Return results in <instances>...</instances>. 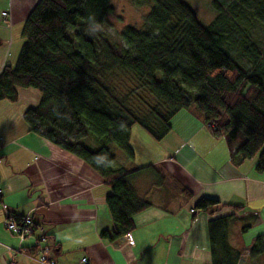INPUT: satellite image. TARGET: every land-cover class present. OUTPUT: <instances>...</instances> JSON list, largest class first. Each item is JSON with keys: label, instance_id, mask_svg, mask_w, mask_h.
Returning a JSON list of instances; mask_svg holds the SVG:
<instances>
[{"label": "trees", "instance_id": "obj_1", "mask_svg": "<svg viewBox=\"0 0 264 264\" xmlns=\"http://www.w3.org/2000/svg\"><path fill=\"white\" fill-rule=\"evenodd\" d=\"M130 2L137 8L151 5L142 30L127 27L115 46L103 49L89 33H98L111 13L110 0H39L23 23L15 66L0 72V101L15 102L18 89L40 94L37 106L22 115L28 132L84 162L109 187L104 203L113 229L100 233L108 242L131 232L132 218L149 206L130 182L154 169L116 167L107 149L112 144L132 160L129 137L135 125L160 141L172 118L193 106L205 130L226 142L231 164L255 161V172L264 175V47L249 33L256 25L264 32V0H212L217 15L206 27L181 0ZM108 57L162 113L149 107L139 119L109 96L98 78ZM86 138L96 150L81 144ZM182 194L191 199L185 189ZM228 207L201 198L193 211L212 216ZM230 220L208 222L211 264H237L240 258L228 244ZM249 254L264 264V233Z\"/></svg>", "mask_w": 264, "mask_h": 264}, {"label": "crops", "instance_id": "obj_2", "mask_svg": "<svg viewBox=\"0 0 264 264\" xmlns=\"http://www.w3.org/2000/svg\"><path fill=\"white\" fill-rule=\"evenodd\" d=\"M38 2L0 0V14L7 13L0 17V72L15 66L23 23ZM39 100L38 92L18 89L15 102L0 101V264H40L38 238L53 264H211L208 222L226 216L237 264H253L251 245L264 233V175L255 161L231 164L226 142L205 130L200 113L178 112L160 141L131 128L133 159L114 157L115 166L154 169L130 182L149 206L132 218L131 232L108 242L100 233L113 229L104 203L110 189L84 162L28 132L22 115ZM201 198L229 207L212 216L194 212ZM2 205L30 216L35 234L19 241L6 231Z\"/></svg>", "mask_w": 264, "mask_h": 264}, {"label": "rangeland", "instance_id": "obj_3", "mask_svg": "<svg viewBox=\"0 0 264 264\" xmlns=\"http://www.w3.org/2000/svg\"><path fill=\"white\" fill-rule=\"evenodd\" d=\"M181 1L194 12L198 21L205 27L209 26L217 15L211 7L212 0ZM110 7L112 11L106 16L104 23L98 28V33H89V36L95 39L103 49L105 46H115L119 33L127 27L142 30L145 17L151 5L137 8L131 4L130 0H110ZM249 33L253 41L264 47V32L261 27L256 25L249 30ZM100 69L98 78L109 96L121 103L137 118L143 119L146 117L149 114V107L157 109L160 113L163 112L158 102L147 91L139 89L133 78L129 74L121 71L112 58L110 59L108 57L103 60L100 63ZM190 111L199 113L193 106L190 107ZM133 127L136 129L138 126L135 125ZM81 144L92 151L97 148L91 138L82 140ZM107 149L115 157L117 162L126 157L112 144H109ZM252 261L253 264H257L258 261H261V257H252Z\"/></svg>", "mask_w": 264, "mask_h": 264}, {"label": "built area", "instance_id": "obj_4", "mask_svg": "<svg viewBox=\"0 0 264 264\" xmlns=\"http://www.w3.org/2000/svg\"><path fill=\"white\" fill-rule=\"evenodd\" d=\"M0 17L4 20L7 17L6 12H2ZM4 221L3 226L6 231L14 235L19 241H23L35 234V227L30 216H16L8 206L2 205L1 206ZM127 244H130L129 237L127 236ZM37 250L39 252V263L40 264H53L45 257L44 247H46L45 240L43 238L37 239L36 244ZM20 252V251H18ZM31 258L30 255L27 256ZM81 263H85V259L81 260Z\"/></svg>", "mask_w": 264, "mask_h": 264}]
</instances>
